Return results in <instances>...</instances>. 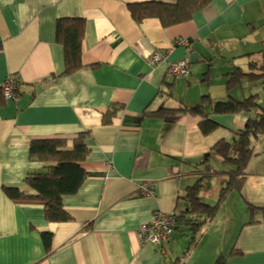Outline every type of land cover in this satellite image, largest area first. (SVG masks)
<instances>
[{
  "label": "crops",
  "instance_id": "1",
  "mask_svg": "<svg viewBox=\"0 0 264 264\" xmlns=\"http://www.w3.org/2000/svg\"><path fill=\"white\" fill-rule=\"evenodd\" d=\"M141 1L149 0H0V82L15 79L19 92L14 101L0 91V264H213L221 254L227 264H264V134L241 190L220 207L225 218L218 212L193 246L185 233L173 232L160 245L143 244L136 233L156 211H182L204 153L222 138L232 140L256 115V109L210 114L219 126L203 135L202 117L183 108L203 96L227 103L260 95L261 81L229 91L226 81L264 47V0H211L190 20L166 28L131 18L127 4ZM63 17L83 20V67L71 74H61L63 49L55 41V22ZM153 52L168 61L189 59V74L170 77L166 61L148 62ZM111 105L122 108L103 124ZM160 108L174 111L143 115ZM83 131L90 133V152L80 163L87 175L62 198L72 220L49 222L42 201L5 195L3 186L32 193L23 179L44 169L29 157L33 138ZM42 232L52 236L48 254Z\"/></svg>",
  "mask_w": 264,
  "mask_h": 264
},
{
  "label": "trees",
  "instance_id": "2",
  "mask_svg": "<svg viewBox=\"0 0 264 264\" xmlns=\"http://www.w3.org/2000/svg\"><path fill=\"white\" fill-rule=\"evenodd\" d=\"M210 3L211 0H175L174 2L149 0L128 3L127 8L136 23H141L145 19H155L163 28H166L190 20L194 13L208 7ZM82 38V19L63 17L56 20L55 41L62 46L64 58V71L61 74H71L83 67L81 62ZM251 54L247 70L236 67L228 73L227 91L245 80L249 82L261 81L264 92V47L261 51ZM52 76L55 77V74ZM17 84L16 81L19 96ZM202 98L204 101L185 107L183 110L202 117V120L198 122V127L203 135H208L219 126L209 117L210 114H234L241 111L250 113L256 109V115L247 119L243 128L235 134L232 140L222 138L208 152L204 153L202 160L195 165L197 169L194 172L198 176L195 182L186 188L182 198L184 209L178 213H169L173 219L172 233L189 234L190 246L198 241L201 234L200 229L216 217L226 197L233 191L241 190L247 165L250 158L256 154V141L264 134V109L258 103V94H251L242 100H233L227 103L212 102L208 96ZM206 105L209 107L206 108ZM121 108L117 105L107 108L102 113L103 124L110 123ZM173 111L170 108H160L154 111L145 110L143 115L165 117ZM89 135V131H83L71 138H33L29 144V157L43 162L44 169L40 172H28L25 175L23 183L32 193L29 194L17 186H3L2 190L5 195L15 200L42 201L44 217L49 222L72 220L73 217L62 206V198L65 195L75 194L87 175L80 163L90 152L87 145ZM214 157L222 163L231 165L232 168L228 171L216 170L211 165ZM215 174H226L227 181L219 190L216 202L210 205L200 200L198 191L204 187L205 179L212 178ZM248 208L251 212L257 209L251 204ZM259 210L262 212L260 222H264V208H259ZM250 222L255 221L250 219ZM41 236L48 254L51 249L52 236L48 232H42ZM231 253H235V250H232ZM213 264H227L226 256L219 255Z\"/></svg>",
  "mask_w": 264,
  "mask_h": 264
},
{
  "label": "built area",
  "instance_id": "3",
  "mask_svg": "<svg viewBox=\"0 0 264 264\" xmlns=\"http://www.w3.org/2000/svg\"><path fill=\"white\" fill-rule=\"evenodd\" d=\"M177 42L180 45H188L187 38H179ZM164 61L167 63V73L170 77L182 78L188 74L189 61L187 58L168 61L165 55L158 52H153V54L148 57V62L151 64H157ZM0 91L5 99L14 101L18 99L15 79L6 78L0 82ZM146 186L147 185H142L141 188L143 189V192L145 194H151V188ZM172 226L173 219L169 213L156 211L152 220L149 222H143L139 225L136 233L141 243L160 245L172 237Z\"/></svg>",
  "mask_w": 264,
  "mask_h": 264
},
{
  "label": "rangeland",
  "instance_id": "4",
  "mask_svg": "<svg viewBox=\"0 0 264 264\" xmlns=\"http://www.w3.org/2000/svg\"><path fill=\"white\" fill-rule=\"evenodd\" d=\"M248 63V61L246 62ZM243 70H247L248 67L244 66L242 67ZM241 83H243V87H247V85H250L249 83H257L256 82H249V81H245L242 80L239 84L241 85ZM260 93V97L258 98V103L260 106H264V92L263 91H259ZM264 108V107H263ZM217 161V160H216ZM212 167H215L216 170L218 171H228L229 169L232 168L231 165L229 164H225L222 163L221 161L219 162H215V160H213L211 162ZM227 181V176L226 174H215L212 178H207L205 179V181L203 182L204 187H202L199 191H198V197L200 198V200L206 202L207 204H214L217 200V196L219 193V190L225 185ZM221 212H219V216L221 217L220 220L222 218H225V214H221ZM207 227V225H206Z\"/></svg>",
  "mask_w": 264,
  "mask_h": 264
}]
</instances>
